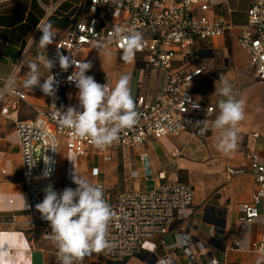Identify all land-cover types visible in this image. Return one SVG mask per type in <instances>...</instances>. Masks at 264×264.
<instances>
[{
	"label": "built area",
	"instance_id": "built-area-1",
	"mask_svg": "<svg viewBox=\"0 0 264 264\" xmlns=\"http://www.w3.org/2000/svg\"><path fill=\"white\" fill-rule=\"evenodd\" d=\"M17 1L0 0V6ZM211 9L212 0H87L88 17L81 19L65 36L54 40L56 54L60 47L59 52L70 60L74 58L88 62V51L97 50V42L106 40L114 26L134 29L142 34L145 43L143 50L136 55L146 68L156 69L163 74L162 86L153 100L140 94L136 97L138 123L132 129L123 130L119 140L103 150L92 145L88 138L73 141L70 130L61 128L54 115L53 102L60 109L63 106L60 104L62 94L76 87L67 80L75 69L74 65L64 71L57 55L51 59L55 64L51 74L59 82L55 101L38 86L32 89L47 99L44 106L31 103L26 91L15 88L10 92L6 86L0 89V114L15 122L19 138L26 194L23 215L0 218V228H40L44 239L52 242L46 236L51 233L50 223L42 219L36 205L43 201L44 189L49 185L58 193L66 187L75 189L77 185L71 177L76 170L80 177L102 188L112 211L107 228V239L111 247L86 255L85 259L93 264H128L131 259L147 253L154 255V250L161 245L169 250L180 249L183 260L171 254L164 257L155 254L153 264H210L212 260L215 264H225L211 255L201 243L197 244L198 249L195 250L194 240L188 234L178 233L175 243H166L165 237L177 223L184 225L190 221L195 192L188 183L163 182V174H159L156 180L152 175L148 155L142 151L149 139L178 137L186 131L195 136H206V133L199 134L194 125L197 121L206 120L215 107L205 104L195 95L193 84L204 75L205 67L189 69L190 61L199 45L223 38L232 28L223 16L212 17ZM36 34L41 32L37 29ZM237 42L248 55L251 71L259 81L264 82V0H255L249 8L247 23L241 27ZM109 49L112 52V55H107L109 57L118 56L122 51L118 43L109 45ZM20 63L16 70L21 67ZM44 80H40V83ZM7 96L12 98L7 99ZM189 101L197 103L199 108L191 107ZM21 103L32 109L33 118L19 120ZM51 137L56 138V151L51 149ZM61 149L63 157H74L75 160L63 180L59 178L58 172ZM120 149L141 152L139 158L144 163V179L146 182H154V188L140 190L133 187L113 193L110 187L98 180V168L95 171L81 170L83 164L87 166L93 159L113 161ZM44 156L49 158L47 164ZM32 161H35L34 166L29 165ZM249 162L254 186L250 199L242 204L239 222L253 224L257 220L263 221L258 237L252 241L249 250L264 255V152H254ZM247 172L245 168L227 169L229 177ZM131 178L138 180V172H132ZM158 237L162 240L156 245L153 241ZM232 249L247 251L237 238L233 241Z\"/></svg>",
	"mask_w": 264,
	"mask_h": 264
},
{
	"label": "crops",
	"instance_id": "crops-1",
	"mask_svg": "<svg viewBox=\"0 0 264 264\" xmlns=\"http://www.w3.org/2000/svg\"><path fill=\"white\" fill-rule=\"evenodd\" d=\"M254 1L212 0L211 16L215 18L223 16L232 28L223 38L199 45L190 61L189 69L197 66L205 67L204 75L193 84L195 95L205 104L215 107L214 112L207 118L210 130L206 136H195L186 131L178 137L149 139L142 149L148 155L152 175L156 180L159 174L165 176L163 182H181L182 177L186 181L184 183L191 185L195 192L193 215L190 221L184 225L177 223L171 233L165 237L166 243L168 245L175 243V236L178 233L188 234L194 240L195 250L198 249L197 244L201 243L211 255L225 264H256L257 259L262 256L250 251L249 248L252 241L258 237L263 221L257 220L253 224L239 222L242 204L250 199L254 186L250 172V157L254 152H264V82L259 81L251 71L248 55L237 42L241 27L247 23L248 10ZM86 17H88L87 0H19L1 5L0 89L6 86L10 76H14L15 88L26 91L31 103L44 106L47 102L46 98L23 87L30 62L39 65L40 55L48 56L49 59L56 55L54 42L48 45L46 50L38 47L36 43L39 42L42 33L36 34V26L41 22H50L57 33L56 39L65 36ZM103 55L105 54L101 51L89 50L86 56L92 64H95V58L99 61ZM120 55L108 59L106 72L110 76L109 86L114 87L120 76L124 74L131 76L140 70L134 101L139 94L148 100H153L162 86L163 74L156 69L146 68L137 55L132 64L124 63ZM23 59V64L16 70V66ZM149 69L158 79L152 88L147 80ZM48 74V69L40 66L41 80H44ZM86 75L93 76L102 85L107 83L98 79L101 76L100 72L88 71ZM221 75L231 84L235 98L243 100L245 104V118L237 126V148L230 155L217 150L219 132L211 127L219 114L218 103L224 99L219 92L223 86L219 80ZM78 91L76 87L65 91L61 96L60 104L66 108L75 106L78 111H82ZM11 98L7 96V99ZM33 117L32 109L21 103L19 120ZM140 153L138 150L120 149L113 161L104 162L99 158L92 167L86 169L83 166L81 170L95 171L98 168V180L101 182H106L108 172H116L121 176L124 174L125 179L127 177L132 179L131 173L136 171L139 179H132V184H127L126 190L133 187L151 190L155 183L149 181L152 183L150 187L149 182L145 181L144 163L139 158ZM230 167L245 168L248 172L229 177L227 169ZM0 198H4L0 199V218L23 215L26 194L19 138L15 131V122L5 119L1 114ZM0 231H15L27 238L32 264H51L54 259L59 260L58 249L55 250L52 247L54 244L44 239L40 228L26 230L21 227H3ZM236 238L247 251L238 252L232 249ZM161 240L158 237L153 242L159 245ZM154 252L158 257L171 254L183 260L180 249L169 250L159 245ZM155 254L147 253L131 259L128 264H153ZM76 264L93 263L83 258Z\"/></svg>",
	"mask_w": 264,
	"mask_h": 264
},
{
	"label": "clouds",
	"instance_id": "clouds-1",
	"mask_svg": "<svg viewBox=\"0 0 264 264\" xmlns=\"http://www.w3.org/2000/svg\"><path fill=\"white\" fill-rule=\"evenodd\" d=\"M36 27L42 35L38 43L32 40L39 48L46 50L48 45L54 42L57 33L50 22H41ZM113 43L119 44L122 50L120 59L126 64L134 63L136 53L142 51L145 46L143 36L138 31L114 26L107 39L97 42L95 48L98 52L103 51L106 55H112L109 45ZM59 48L56 55L61 69L67 71L70 66H75L67 80L79 90L78 100L82 111H78L75 106H69L66 110L63 106L57 109L53 102L52 107L55 109L57 122L61 128L70 130L73 141L88 138L92 145L103 150L118 141L123 130L132 129L139 121L136 102L129 87L131 77L128 74L120 76L114 87H110L108 82L102 85L93 76L86 75L92 67L90 61L74 58L70 60L59 52ZM38 60L39 65L35 62L29 63V71L25 74L23 87L32 90L33 87L38 86L46 96L53 97L55 101L59 82L51 74V69L55 66L54 61L44 55H40ZM23 62L24 59L20 64L22 65ZM40 66L48 69L50 73L42 84ZM219 80L223 85L219 92L224 99L218 103L219 114L211 127L219 132L217 150L230 155L237 148V126L245 118V104L243 100L235 98L231 84L223 78V75ZM15 85L14 76H10L6 90L14 91ZM189 102L191 107L199 108L197 103ZM194 127L201 135L210 130L207 119L197 121ZM56 144V138L51 137L53 151H56ZM43 159L46 164L49 162L47 156ZM68 159L73 162L74 157ZM35 161L28 163L34 166ZM45 175L47 176L48 173L46 172ZM71 178L77 185L75 189L66 187L58 193L49 185L44 189L43 201L36 205L42 219L50 223L51 233L46 236L58 249L60 264H76L86 255L111 247L107 239V228L112 211L104 198L102 188L80 177L76 170ZM29 252V242L22 233L0 231V264H32ZM210 264H215V261H210ZM256 264H264V255L257 259Z\"/></svg>",
	"mask_w": 264,
	"mask_h": 264
},
{
	"label": "rangeland",
	"instance_id": "rangeland-1",
	"mask_svg": "<svg viewBox=\"0 0 264 264\" xmlns=\"http://www.w3.org/2000/svg\"><path fill=\"white\" fill-rule=\"evenodd\" d=\"M108 59H110V57L107 55H103L102 59H99V61H98V59L95 58V64H92V67L89 70V71H93V72L95 71V73L100 72L101 76L98 77V79L104 80L107 82L110 81V76L106 72V67L109 63ZM139 74H140V70H137L134 75L130 76L131 79H130L129 87H130L131 95H132L133 99H134L135 93H136V85H137V82H138L139 77H140ZM147 77H148V79H147L148 84H149L150 88H152L158 79H157V77L154 76V73L150 69L148 70ZM60 154L62 156V149L60 151ZM74 162H75L74 159L72 162L68 159V157H60V164H59L58 172H59V178L61 180H63L65 178V176L68 174V168L71 167V165H74ZM96 162H97V159H93V160H90V162L87 164V166L85 164H83L81 167L83 168V166H85L86 168H89V167H92ZM79 170H80V167H79ZM131 181H132V179H130L129 177H127L125 179L124 174L121 176V175H118V173H116V172H114V173L108 172V174L106 175V182H104V183L106 186H108L112 189L113 193H117V192H122V191L126 190V188L128 187L127 184H132ZM151 184H152L151 182L148 183V185L150 187H152ZM34 231L38 232V230H34ZM30 232L31 231H28V233H30ZM52 247L56 250V247L54 245ZM51 264H60V261L54 259Z\"/></svg>",
	"mask_w": 264,
	"mask_h": 264
},
{
	"label": "trees",
	"instance_id": "trees-1",
	"mask_svg": "<svg viewBox=\"0 0 264 264\" xmlns=\"http://www.w3.org/2000/svg\"><path fill=\"white\" fill-rule=\"evenodd\" d=\"M180 181H181V182H186L184 179H182V177L180 178Z\"/></svg>",
	"mask_w": 264,
	"mask_h": 264
},
{
	"label": "water",
	"instance_id": "water-1",
	"mask_svg": "<svg viewBox=\"0 0 264 264\" xmlns=\"http://www.w3.org/2000/svg\"><path fill=\"white\" fill-rule=\"evenodd\" d=\"M210 243H211V241H210ZM210 243H209V244H210Z\"/></svg>",
	"mask_w": 264,
	"mask_h": 264
}]
</instances>
